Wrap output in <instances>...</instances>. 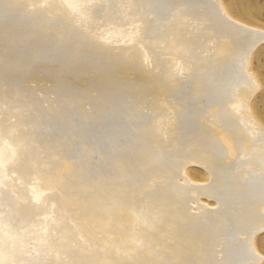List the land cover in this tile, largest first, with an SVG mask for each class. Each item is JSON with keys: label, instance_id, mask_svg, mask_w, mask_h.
I'll list each match as a JSON object with an SVG mask.
<instances>
[{"label": "bare ground", "instance_id": "bare-ground-1", "mask_svg": "<svg viewBox=\"0 0 264 264\" xmlns=\"http://www.w3.org/2000/svg\"><path fill=\"white\" fill-rule=\"evenodd\" d=\"M63 1L0 0V10L6 21L13 18H25L49 24L58 19H68L67 11L62 10L63 13H61L56 9ZM92 1L98 0H84L81 3H91ZM131 1L133 10L130 15L132 17L129 22H125V25L130 28L118 26L108 34L107 42L115 40L121 49H136L142 45L141 36L146 38L147 32L150 35L152 33L154 36L149 44L150 46L152 44V56L163 60L160 61L157 68L165 69L167 74L162 80L156 78L151 80L139 72L125 71L120 67L119 62H116L113 52L109 54L99 50L106 47L107 43L104 40L101 42L90 40L97 44V49L81 46V58L85 59L80 61V64L86 69V72L89 70L92 74L83 84L82 101L85 113L103 125L107 122L108 117L113 116V119L117 120L116 125L121 129L115 135L117 140L108 149L107 154H104L93 141L95 146L93 152L81 153L83 155L82 164L90 166V169L94 164V167L98 169L96 171L99 174L98 180L103 182L100 186L102 197L95 199L92 203L97 209L106 210L99 219L103 226L99 225L97 230L98 224H95L96 227L92 228L96 229V233L91 230L94 234L90 232L92 235L88 240L90 242L96 240L98 245H101L103 254L107 253L105 249L110 252V249L106 248L110 244L109 240L115 242L111 248L112 251L118 253V261L126 257L129 261L134 260V262L147 264H165V262L167 264H259L263 258L261 259L262 255H258L259 252L257 253L255 250L254 238L264 230V203H262L264 200V188H262V184H264V128L255 120L250 109L252 97L257 92L259 85L250 72L249 62L253 50L264 40V31L232 19L220 0ZM104 2L101 0V3ZM114 2L119 4L118 14L120 15L122 7L126 3L124 0ZM101 8L99 7V9ZM67 10L68 14L72 13V9L68 8ZM82 13H86V11ZM219 14L239 24L247 31L237 32L231 27L221 29L217 23ZM152 24L156 25V32ZM55 33L63 36L62 32ZM66 39L69 40V38ZM93 54H97L99 58L109 62L113 74L111 79L107 81L100 79L98 76L100 70L96 61L92 62ZM56 62L49 63V65L47 62L43 63V68H52ZM152 103L158 109L157 114L150 107ZM128 111L131 115H127ZM133 118L136 120L134 123L132 122ZM154 120L162 123L161 131H159V127L153 130ZM159 133L165 136L164 143H159L156 139V135ZM4 141V139L0 140V156L14 155L11 153L18 151L15 148L18 146L14 147L11 143L14 144L16 140L14 142ZM174 142H178L180 146H174L172 144ZM29 144L33 145L31 141ZM17 145L19 144L17 143ZM28 146L29 152L30 147ZM33 146L35 147V145ZM23 147L21 146V148ZM21 150L23 151V149ZM189 166H197L205 170L209 180L207 179L208 181L204 184L191 182L185 172ZM86 170L89 169L86 168ZM89 174L86 172L84 175L88 177ZM6 179L5 181H7ZM2 181L4 180H1V183H3ZM85 184L91 185L86 180ZM11 186L9 184L7 187ZM90 187H85L83 190L80 185L79 189L85 193L88 192L87 195L90 196L92 193L87 190ZM20 188L22 187L18 189ZM9 189L8 193H10ZM16 189L14 186L13 192L15 193L13 197L9 195L10 200H13L14 197L19 198L18 201L20 200L21 195L20 197L16 196V192H18ZM22 190L19 191L22 193L24 192ZM51 190L54 193L57 191ZM65 190L67 191V189ZM47 192L45 191V193ZM57 193L60 194L58 191ZM73 195L76 193L72 192ZM48 197L44 198L48 200ZM201 197L205 200H212L214 206L208 207L202 204ZM38 198L40 197L34 198V202ZM125 198H127L130 208L121 210L118 208V204ZM25 199L26 201L23 200L24 203L21 204H27L26 196ZM43 200L41 201L43 202ZM71 201L72 199L69 202ZM29 202L28 200V204H31L32 201ZM34 202L32 205L35 204ZM42 202L36 203L40 207L41 205L45 206ZM79 203L81 204V201ZM15 205L13 206L15 207ZM51 205V207L54 206V204ZM1 206L0 208L3 210ZM68 206L63 207L68 209ZM41 208L45 211L44 207ZM48 209L49 212L45 213L48 212L53 216L51 208ZM111 209L118 219V228L115 230L111 222L104 221L107 220L108 210ZM29 210L31 211V208ZM76 210L75 204L69 209L70 213L73 212L74 217L79 212ZM56 211L59 212V208ZM9 212L11 213V211ZM64 213L66 214V212ZM58 215L60 214L58 213ZM12 216L14 217V215ZM3 218L7 219V217ZM52 218L54 219L55 215ZM56 219L54 220L57 224L58 236H64L68 233L65 232L67 225L64 224V221ZM69 222H71L70 219ZM15 224H18V221ZM15 224L12 227L5 226L0 230V264H38V262H42L44 259L42 257L41 260L40 257L42 246L56 245L52 243L53 240L56 242V239L52 240L48 234L53 228L45 226L44 229L50 227L51 231L47 232L48 229L47 231L43 229L38 233L41 227H38L36 232V228L32 227L35 224L28 225L26 231L24 229L22 231L23 227L19 228ZM70 225L72 226V223ZM74 225L76 226V224ZM85 226L87 227L86 224ZM33 228H35L34 231ZM68 228H70L69 225ZM71 228V232H73L74 227ZM30 230L36 233L35 236H32L33 233ZM122 231H127L126 235L121 234ZM75 232L76 230L73 233ZM57 233H54L55 235L53 234L52 237L54 238ZM65 236L64 239L67 238ZM78 236H80L79 233ZM60 237L62 238V236ZM68 237L70 236L68 235ZM84 241L75 240V243L83 244ZM30 242L31 245H28ZM65 242H68L67 239ZM93 243L95 242L93 241ZM36 244L38 245L37 249L34 247ZM78 245L81 247V244ZM129 245H132L133 248H130ZM53 248L55 247L51 246V249ZM56 249L61 250L58 247ZM73 249L75 250V248ZM95 249L98 252L96 255L102 258V261L100 259L101 264H105L104 257L99 255V249ZM58 251L53 252L58 253ZM79 251L82 252V249ZM83 254L85 256V251ZM44 255L46 254L44 253ZM51 255L48 256V259L53 257ZM71 255L67 256L71 257ZM64 256L61 255V257ZM96 258L94 260H97ZM145 258L147 262L144 261ZM109 259L113 260L111 257ZM53 260L54 258L46 264H53ZM56 260L59 262L58 259ZM43 262L45 264V261ZM84 263L87 264L86 258Z\"/></svg>", "mask_w": 264, "mask_h": 264}, {"label": "rangeland", "instance_id": "rangeland-1", "mask_svg": "<svg viewBox=\"0 0 264 264\" xmlns=\"http://www.w3.org/2000/svg\"><path fill=\"white\" fill-rule=\"evenodd\" d=\"M82 1L84 0H74V2H79V3H81ZM104 1H105L104 3H101V0L91 2V4H95V5H98L100 3L98 6L102 7L101 9H99V7H94V8L90 7L89 9L86 10V13L79 12V14H78V10L77 11L71 10L72 13L68 14L67 13L68 8L63 6L64 5V1H63L61 2L60 6H58L56 9L59 10L61 13H63L62 10L67 11L66 14L68 19L67 20L58 19L55 20L54 23H49V24L47 22H37L38 20L34 21L25 18H13L12 20L6 21L2 16V11L0 10V138H1L0 140L3 139L5 141L10 140V142H14L16 140V142H14L15 145L13 143H11V145H13L14 147L18 146V148L15 147L16 150L18 149V151L15 150L16 151L15 153H11L14 155L5 154L4 156H0V185H1L0 193L2 195V196L0 195V198L2 197V199L0 200V202H2L0 206L2 205L1 207H3V205L5 204L3 210L2 208H0V218H1L0 225L4 226L6 220L5 226L8 227L10 225L12 227L13 224H15V222L18 221L19 226L18 224L15 225L19 228L20 226L23 227L22 231L23 229L24 231H26L27 230L26 227L28 225L30 226L32 224H35L32 227H35L36 230L35 228H33V231L35 230L37 232V229L41 227L38 230V233L39 231L43 230L45 226L52 227L53 228L51 229L52 231L50 230V227L44 229L46 231L48 229L47 232H49V230L51 231L48 234L50 235L52 240L56 239V242L55 240H53L54 242H52L53 244L56 245H51L52 247L55 248L51 249V246L49 247L42 246L43 250H41L42 252L40 251V257L41 260L43 258L46 259V260L43 259V261H45V264L48 263L49 260L52 261V258H54V260L56 259L59 260L61 258L59 262L60 263L63 262L62 264H69V262L70 264L72 263L83 264L85 262V258L87 264H93V263L96 264V262L97 264H101L102 258H99L96 255L98 254V252L96 251L95 248H97V250L99 249V255H101V257H104L106 261L105 264L107 263L137 264L138 263L136 261L134 262V260L129 261V259H127L126 257L125 259H120L118 261L119 258L118 253H115L114 250L112 251L111 248V245H115V242L113 243L109 240L110 244L109 246L107 245L106 248L108 247L110 249V252L109 250L106 251L105 249V252H107L106 255L103 254L102 251L103 249H101V245L99 246L96 240H93L95 243H93L92 240L91 242L88 240L89 236L92 235L90 234V232L96 233V229L94 230V228L92 227H96L95 224H98V228H97L98 230L100 227L99 225H102L99 219L106 210L101 211V209L100 210L99 208L97 209L96 206L93 205L92 203V201H94L95 199H99L102 197L103 194H102V190L100 189V186L103 182H99L98 180L99 174L96 173L98 169L94 167V164L92 166L93 170L89 168L90 166H86L82 164L83 155H81V153L84 152L85 154H89V152H93V148H95L94 146L95 143L97 147L104 152V154H107L108 149L117 140V137L115 135L121 129L120 126L116 125L117 120L113 119L114 118L113 116L108 117L107 122L103 125L101 122L95 120L94 118L89 117L85 113V109L82 101L83 84L85 80L89 78L92 74L88 69H87L88 71L86 72L85 71L86 69H84V67H82L80 64V61L84 60L85 58H81L80 52L82 51L81 46L83 44L81 43L82 41L77 37H87L89 40L96 42L99 41L101 42L102 40L106 41L107 43L106 47L99 50L100 51L103 50L105 52H108L109 54H112L111 52H113L114 53L113 56L116 57L115 58L116 62H119L120 67L127 72H135V73L139 72L142 76L151 80L153 78L154 79L156 78L157 80H162L164 77H166L167 73L165 69L161 68V70H159V68H157L158 67L157 65L160 63L162 59L154 58L152 56L151 53L152 44L151 46L149 45L151 39H153L154 36L152 33L150 35V33L147 32L146 38L144 36H141L140 39H143L142 45H140V48H136V49L134 48L121 49L120 46L117 45V42L115 40L109 41V43L107 42L108 34L115 28H118V26H124V28H130L129 26L125 25V22H129L131 20L132 16L130 15V12L133 10V5L131 0H124V3H126L127 5L122 4L123 5L122 11L120 12L119 15L118 14V9L120 8L119 4H116L114 2L118 0H104ZM220 1L225 11L232 19H235L238 22H241L242 24L247 25L249 27L258 28L264 31V0H220ZM115 9L117 12L115 11ZM149 19H151V17H149ZM152 25L154 27V31L156 32L157 31L156 25L155 24ZM57 31L62 32L63 36L56 34L55 32ZM66 38H69V40ZM92 57H93L92 62L96 61V65L100 70V73L98 75L100 79H104L105 81L111 79L113 77V74L112 71L110 70L109 62L106 59L99 58L97 54H93ZM146 59L148 60L147 64L144 63ZM56 60H58V62H56ZM133 60L136 61L135 64H133ZM46 62L48 65L49 63H54V62H56V64L53 65L52 68L45 69L43 68L44 66L43 63ZM249 64H250L249 66L250 72L252 73L254 80L259 85L257 92L252 97L250 109L255 120L258 121V123L264 128V121L259 120V113L262 110H264V40L260 42L253 50L250 56ZM150 107L155 111L156 114L158 113L157 111L158 109L157 107H154L153 103L150 105ZM129 112L130 111L127 112V115L130 114ZM132 122L134 123L136 122V120L133 118ZM152 125H153V130H155L158 127L160 129L162 123L158 120H154ZM121 128L123 129L122 126ZM161 129L159 131H161ZM160 133L156 135V139L158 140L159 143H164L166 140L164 138L165 136L161 135ZM3 135L5 136L3 137ZM8 137L9 139H6ZM30 141L32 142L33 145H35V147L29 144ZM92 141L94 143H92ZM10 142L7 143L9 144ZM17 143L19 145L22 144L21 145L22 147L23 146L25 147L26 145L25 147L27 151L26 155L24 152L25 151L24 147L21 148V146L17 145ZM172 144L174 146H178V147L180 146L178 142H174ZM27 146L30 147L29 152H28L29 148H27ZM19 147L23 149V151ZM20 150L21 152L19 153ZM86 168L89 170L87 171ZM86 172L90 173L88 177L84 175ZM185 172L187 178L193 183L204 184L209 180L207 172H205V170L197 166L195 167L189 166L186 168ZM57 175L59 176V178ZM63 177L65 178L66 182ZM4 178L5 179L7 178L6 179L7 181H5ZM49 179L51 180L49 181ZM1 180H4L2 181L3 183H1ZM85 180L87 182H90L91 185L85 184ZM44 183L46 184L44 185ZM9 184L10 186L11 185L12 186L7 187L9 186ZM79 184L82 185L83 190L85 187L91 186L89 189L87 188V190H89L92 194L88 196L87 195L88 192L85 193L82 191V189H79L80 187ZM13 185L15 186V189L17 188L16 191H18L16 193L19 196L17 194L16 196L20 197L21 195V198L23 197L22 199L20 198L19 201H18L19 198H15V197H14L16 199L15 201L14 198L13 200L9 199V195H11L10 197H13V194L15 193L13 192L14 191ZM19 187L22 188L18 189ZM72 187H74L76 190L73 189ZM6 188L8 189L10 188L9 189L10 193H8L9 191ZM51 189H54V191L57 190L60 194H58L57 191H56L57 194L54 193ZM64 189H67V191L66 190L64 191ZM19 190L20 191L22 190L24 192L21 193ZM45 191L46 192L48 191L49 193L48 192L45 193ZM65 192L69 194L67 195V193ZM72 192L76 193L77 196L76 195L72 196ZM30 194L32 196H29ZM34 195L36 197H33ZM25 196L27 197V204H28V200L30 202L31 201L34 202V198H37V196H39L40 198H38V200L34 202L36 204V207L35 204L32 205L33 204L32 202L31 204L28 205L21 204L24 203L23 200L26 201ZM43 196L44 197L49 196L48 200H46V198H44ZM70 198L72 199L71 202H69L71 200ZM42 199H44L43 202L41 201ZM206 200L205 198L201 197L200 201L202 204H205L208 207L214 206L212 200L211 201L209 199ZM9 201H11L12 204ZM80 201L81 204L79 203ZM36 202L38 204L42 202V204L44 203L45 206L48 205L47 207L51 208L50 210H52L53 216L55 215L54 219H56V217L58 216L57 219H60L62 222L64 221V224L67 225L65 226L66 229L67 230L69 229L68 231L64 230L65 232H68L67 234H65L66 236L64 235L65 237H67L66 239L68 242H65L66 239L63 238L64 237L63 235L58 236L59 233H57L58 231L57 224L55 220L52 218L53 216L48 214L49 209L40 204L41 207L45 208L44 209L45 211H43L42 210L43 208H41ZM51 204H54V206L51 207L52 206ZM74 204L77 207L76 212L79 210L78 213L75 212L76 213L75 217L73 216V212H71L72 213L71 216V213L69 211V209ZM13 205H15V207L17 206L18 208L17 207L15 208ZM65 205L66 206L69 205L68 209L67 207H63ZM5 206L7 207V209L5 208ZM106 206L105 208L107 209ZM29 208H31V211L29 210ZM36 208L38 209L36 210ZM58 208H59V212L56 211ZM15 209L17 210L16 212ZM8 210L11 211L12 214ZM3 211L5 214L1 213ZM46 211L48 212L45 213ZM64 212H66V214ZM68 212L70 215L67 214ZM85 212L87 213L86 215ZM108 212H109L108 218L107 220L104 221H108V223L111 222L112 227L115 230L116 228H118V219L116 217V214L113 212V209L108 210ZM15 213L19 215H16ZM58 213L60 215H58ZM61 213L62 214L64 213L63 216ZM9 214L11 215L9 216ZM42 214L43 215L46 214V215L43 216ZM12 215H14V217ZM79 215H81V217L83 218L79 217ZM3 217H7V219L6 218L4 219ZM71 217H73L74 219L73 218L71 219ZM69 219L71 222H69ZM75 219L77 221H73L76 222L73 223L72 220ZM89 220L90 223L88 224ZM20 222L21 223L23 222L22 223L23 225ZM71 223L72 226L70 225ZM80 223L81 225H79ZM74 224H76V226ZM85 224L87 225V227L85 226ZM68 225L70 226V228H68ZM83 225L84 227H82ZM2 226H0V230L5 228V226L4 227ZM71 227H74L73 232L75 230L76 232L77 231L78 232L77 233L71 232L72 231ZM75 227H77L78 229L77 228L75 229ZM85 227L87 228L86 230ZM91 230H93V232ZM33 231L30 230V232L33 233L32 236H35L34 234L36 233ZM87 231L89 232L87 233ZM122 232L121 234L126 235L127 231H124L123 233ZM54 233H57L56 236L58 238L56 236H54V238L52 237ZM71 233H73L72 236ZM78 233L80 236H78ZM68 235L70 237H68ZM60 236H62V238ZM75 236L79 238L81 237L80 239L82 240L79 241L80 239ZM74 237L77 239H75ZM74 239L78 242H83L85 240L84 241L85 244L78 242H76L77 243L76 244ZM262 241H264V230L261 231V233H258L254 238L255 250L257 253L259 252L258 255H262L260 256L261 259L263 258L261 260L262 262L260 261L259 264H264V251H261L260 249V243ZM64 242L65 244H63ZM72 242L74 243L71 244ZM78 244H81V247ZM28 245H31V242ZM36 245L34 247L37 249L38 245L37 247ZM71 245L73 247H70ZM129 246L130 248L131 247L133 248L132 245ZM44 247L46 250L44 249ZM57 247L59 248V250L60 249L61 250L58 251L56 249ZM84 247L87 248L88 251H86L87 249H85ZM73 248H75V250ZM79 249H82L83 253L85 251V256L81 251H79ZM53 251L54 252L58 251V253H54ZM79 252H81L80 255L76 256L77 254H79ZM86 252L89 253L87 254ZM44 253L46 255H44ZM47 254L50 255L53 254L51 255V257L52 256L53 257L48 259L49 258L48 256L50 255ZM66 254L68 256L71 255V257H68ZM56 255H58L57 258ZM61 255L64 257H61ZM90 255L92 256L93 259L91 258ZM110 257L113 258L112 261L111 259H109ZM95 258L97 260H94ZM66 259L67 261H65ZM54 260H53V264L54 262L55 264H60L59 262H57V260L56 261ZM43 261L38 262V264L40 263L44 264ZM144 261L147 262V259L145 258ZM138 264H147V263L142 262Z\"/></svg>", "mask_w": 264, "mask_h": 264}, {"label": "snow or ice", "instance_id": "snow-or-ice-1", "mask_svg": "<svg viewBox=\"0 0 264 264\" xmlns=\"http://www.w3.org/2000/svg\"><path fill=\"white\" fill-rule=\"evenodd\" d=\"M63 6L66 7V8H70L73 11H77L78 10V14H79V12L86 11L90 7H93V8L94 7H99L98 5L91 4V3L74 2V0H64V5ZM217 23H218V25H219V27L221 29L231 27V28H234L237 32H245V31H247L246 29L242 28L239 24H236V23L230 21L229 19L223 17L221 14H219V18L217 17ZM78 39H80L82 41V43H83V45L85 47H88L90 49H97V47H98L96 44H94L93 42L88 40L87 37H78ZM135 63H136V61L133 60V64H135ZM144 63L147 64L148 60L146 59L144 61ZM259 120L264 121V110H262L259 113ZM262 188H264V184H262ZM262 203H264V200H262ZM118 208L121 209V210L130 208V205L128 203L127 198H125V199H123V200H121L119 202ZM260 249H261V251H264V241H262L260 243ZM165 264H167V262H165Z\"/></svg>", "mask_w": 264, "mask_h": 264}]
</instances>
